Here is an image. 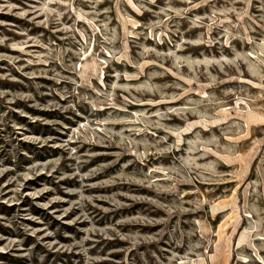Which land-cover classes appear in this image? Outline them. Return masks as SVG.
Listing matches in <instances>:
<instances>
[{"label": "rangeland", "instance_id": "1", "mask_svg": "<svg viewBox=\"0 0 264 264\" xmlns=\"http://www.w3.org/2000/svg\"><path fill=\"white\" fill-rule=\"evenodd\" d=\"M0 264H264V0H0Z\"/></svg>", "mask_w": 264, "mask_h": 264}]
</instances>
